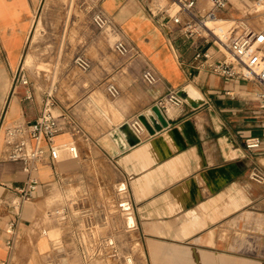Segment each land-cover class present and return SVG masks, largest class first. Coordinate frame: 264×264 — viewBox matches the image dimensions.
Instances as JSON below:
<instances>
[{"label":"crops","instance_id":"crops-1","mask_svg":"<svg viewBox=\"0 0 264 264\" xmlns=\"http://www.w3.org/2000/svg\"><path fill=\"white\" fill-rule=\"evenodd\" d=\"M42 1L0 0V126L33 123L48 91L67 125L53 138L56 158L41 143L36 191L16 209L11 202L28 173L21 161L4 157L0 133V264H68L63 254L73 250L71 240L75 264H116L111 251L122 240L130 244L131 228L145 264H262L264 182L250 179L249 170L257 164L264 172V148L244 147L247 136L262 133L260 86L211 72L225 50L202 34H184L170 11L159 10L165 0H99L118 32L95 31L80 50L62 56L53 81L50 56L37 72L24 55ZM239 13L234 0L219 12ZM108 32L140 54L119 55ZM205 51L207 59L195 58ZM76 56L88 60L87 70L76 66ZM148 64L159 75L153 85L141 79ZM109 82L117 97L108 94ZM186 85L200 94L198 106L159 103ZM154 106L164 124L150 133L139 117ZM135 120L143 130L129 145L119 127ZM117 222H124L119 238Z\"/></svg>","mask_w":264,"mask_h":264},{"label":"built area","instance_id":"built-area-1","mask_svg":"<svg viewBox=\"0 0 264 264\" xmlns=\"http://www.w3.org/2000/svg\"><path fill=\"white\" fill-rule=\"evenodd\" d=\"M206 6L197 7L198 0H172L173 4L178 6L174 13L170 11L169 6L159 7L162 14H170L175 24L183 29L184 34L193 36L202 34L206 38H212L225 50L222 59L209 64V69L216 75L224 79H236L241 81H251L260 86L256 92V98L264 102V9L262 12V26L259 29L251 28L246 22H235L228 30L221 26L217 29V34L207 23L218 18L219 12L225 8L228 0H205ZM264 0H254V6H262ZM158 10L149 9L151 16L157 17ZM94 25L100 29H110L114 33L118 32L116 27L111 26L110 19L97 6L92 15ZM164 22L162 23V25ZM114 50L121 56L136 57L140 54L139 50L119 37L113 43ZM203 57L207 59L209 54L205 51L197 53L195 58ZM74 63L82 70L89 68V62L82 56H76ZM200 67H203L201 65ZM141 79L147 85H153L158 82L159 75L150 65H146L141 72ZM22 83H27V78L21 77ZM106 90L111 97L119 95V89L113 82L106 85ZM167 100L175 105L183 104L184 100L174 90H169L164 98L159 100L162 103ZM55 98L52 91L45 92L42 99V107L39 115L30 125L17 123L3 128L0 126L1 139L3 143L4 157L8 160L21 161L28 177L24 184L16 187L18 198L11 202V207L19 208L21 204L33 198L38 182L34 175L37 168V161L44 153L42 142H47L50 147L52 158H56L58 151L52 145L54 136L64 131L66 122L61 121L60 115L54 113ZM264 115V106L262 109ZM262 124L261 135L247 136L244 139V147L249 151H258L264 148V121ZM133 130L138 134L143 130L138 121L131 124ZM73 156L77 155L75 146L70 147ZM249 178L256 182H264V172L260 166L254 164L249 170ZM64 216V215H63ZM264 264V261L263 263Z\"/></svg>","mask_w":264,"mask_h":264},{"label":"rangeland","instance_id":"rangeland-1","mask_svg":"<svg viewBox=\"0 0 264 264\" xmlns=\"http://www.w3.org/2000/svg\"><path fill=\"white\" fill-rule=\"evenodd\" d=\"M165 1L170 8V13H174L178 9V6L171 2L172 0ZM98 2L99 0H43L30 29L29 39L24 50V55L30 57L28 67L38 72L43 68L42 59L50 56L54 81L62 56L72 55L80 50L83 42H86L89 36L94 35L95 31H99L92 21V15ZM234 2L240 10L238 15L219 14L218 18L222 20L208 22L207 25L217 34H220L218 26L226 31L235 22H246L249 27L259 29L262 25L264 4L255 7L254 0H234ZM108 36L111 43L118 38V35L114 36L109 32ZM48 69L50 68L48 67ZM111 208L117 210L118 206ZM62 216L63 214H59L57 217L61 224L63 223ZM123 229L124 222H117V238ZM100 230L102 231L101 228ZM57 240L60 241V234L57 236ZM71 241H73V250L63 255L70 259L65 262L75 264L77 259L75 245L74 240ZM125 241V246L122 240L121 246L119 247L117 244L116 251H111L115 254L116 264H145L141 242L134 228H131L130 244L127 239Z\"/></svg>","mask_w":264,"mask_h":264},{"label":"water","instance_id":"water-1","mask_svg":"<svg viewBox=\"0 0 264 264\" xmlns=\"http://www.w3.org/2000/svg\"><path fill=\"white\" fill-rule=\"evenodd\" d=\"M177 94L187 103L196 107L202 102L200 94L194 90L191 85H186L180 90H177ZM156 117L158 120H156ZM141 124L150 132L154 133L155 130L160 129L161 125L164 124L163 117L161 116L160 110L157 106H154L145 115L139 117ZM119 131L124 136L125 140L129 145L138 143L139 137L133 130L129 123H124L119 127Z\"/></svg>","mask_w":264,"mask_h":264},{"label":"bare ground","instance_id":"bare-ground-1","mask_svg":"<svg viewBox=\"0 0 264 264\" xmlns=\"http://www.w3.org/2000/svg\"><path fill=\"white\" fill-rule=\"evenodd\" d=\"M221 18H217L216 20L212 21V22H217L220 21ZM35 28V27H34ZM211 28V27H210Z\"/></svg>","mask_w":264,"mask_h":264}]
</instances>
